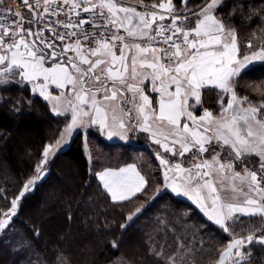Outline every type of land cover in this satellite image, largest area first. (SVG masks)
I'll return each instance as SVG.
<instances>
[{
	"label": "snow or ice",
	"instance_id": "1",
	"mask_svg": "<svg viewBox=\"0 0 264 264\" xmlns=\"http://www.w3.org/2000/svg\"><path fill=\"white\" fill-rule=\"evenodd\" d=\"M142 3L136 0L130 6L126 0H23L32 11L28 23L36 25L27 29L21 10L12 13L11 7L3 9L0 88L30 83L33 93L38 91L51 102L53 113L71 117L60 137L43 147L36 174L24 184L20 195L44 175L50 155L71 138L76 128L98 125L107 136L128 140L131 123V130L148 132L156 144L174 156L196 154L185 167L157 153L163 184L157 186L152 197L161 188L190 197L210 220L232 234L214 264H242L251 256L250 251L243 250L245 245H264V234H256L264 230V87L256 86L261 99L253 102L247 95L238 94L237 78L253 62H264V40L260 47L240 55L236 30L215 14L222 0H206L194 26L186 0L184 11L188 14L183 16L177 14L173 0H153L140 10L136 5ZM62 12L63 20L59 18ZM49 13L56 17L54 22L46 15ZM81 13L87 14L85 19L79 18ZM13 15L18 19H12ZM166 17L170 23H166ZM86 23L93 25L92 31L86 30ZM54 25L64 31L58 33ZM46 29L63 43L45 36ZM89 38L93 46L84 43ZM248 44L251 47V40ZM149 80L152 92L158 94L155 101L145 91V81ZM50 85H55L59 93L50 91ZM206 86L227 94L226 104L220 98L218 115L209 108H203L199 116L193 111L202 105ZM127 102L133 107L125 111ZM213 141L220 151L213 149ZM209 151L211 157H205L203 154ZM253 154L260 160L257 170L244 165ZM237 163L244 165L242 171L236 170ZM97 175L113 201L134 198L148 184L135 164L104 168ZM19 198L0 211V232L11 226ZM143 207L129 212L127 220L132 221ZM240 216H258L261 229L253 227L246 236L237 234L234 226L243 223ZM154 254L163 256V249ZM166 260L167 264H186L179 250Z\"/></svg>",
	"mask_w": 264,
	"mask_h": 264
},
{
	"label": "trees",
	"instance_id": "2",
	"mask_svg": "<svg viewBox=\"0 0 264 264\" xmlns=\"http://www.w3.org/2000/svg\"><path fill=\"white\" fill-rule=\"evenodd\" d=\"M126 2L135 4L136 0ZM152 3L143 0L140 5ZM173 3L177 12H185V0ZM205 3L186 0L188 13ZM215 14L236 30L240 55L260 47L264 40V0H222ZM237 85L239 95L259 101L256 86L264 87V62L251 65L237 78ZM221 97L226 104V93L215 87L204 88L199 109L209 108L218 115ZM65 116L54 114L29 84L0 88V211L11 207V200L35 174L43 147L59 138L68 121ZM136 136L140 139L133 143L143 149L109 143L94 129L77 133L50 161L47 175L20 197L11 226L0 234V264H60L61 260L66 264H167L166 257L178 250L186 264H214L231 232H224L197 204L171 192L163 190L153 199L152 193L163 184V171L153 153L165 152H150L152 148L143 146L145 133ZM63 162L68 163L73 175L62 182L58 168ZM130 162L137 164L148 180L146 190L125 201H113L96 173ZM141 205L142 212L127 223L128 213ZM239 219L243 223L234 226L237 234L246 235L253 227L261 229L258 216ZM256 234H264V230ZM161 249L164 255L156 256L154 253ZM244 251H250L251 256L242 264H264V245L253 242Z\"/></svg>",
	"mask_w": 264,
	"mask_h": 264
},
{
	"label": "rangeland",
	"instance_id": "3",
	"mask_svg": "<svg viewBox=\"0 0 264 264\" xmlns=\"http://www.w3.org/2000/svg\"><path fill=\"white\" fill-rule=\"evenodd\" d=\"M200 8H198L197 10H199ZM196 10V11H197ZM192 13V12H191ZM26 15H27V13H26ZM28 16V15H27ZM28 18H26L25 20H27ZM259 61H256V62H253L252 63V65L253 64H255V63H258ZM29 85L31 86V84L29 83ZM49 89H50V91H52L54 94H58L59 93V89H57L56 88V86L55 85H50L49 86ZM39 97H41L42 99H44L47 103H48V105L50 106V109H51V107H52V104H51V102L50 101H48V100H46L43 96H41L40 95V93L37 91V92H35ZM54 114H56V113H54ZM58 115V114H57ZM59 115H67L68 116V121H67V123L70 121V119H71V117H70V114H59ZM65 127V126H64ZM88 128V127H87ZM87 128H84V127H78V128H76L75 130H73V133H72V136H71V138H69V139H67L66 140V142L65 143H63L62 145H61V147L59 148V149H57L56 150V152L55 153H53V154H51L50 155V157H49V159H48V161H47V163H46V165H45V167H46V171H45V173H44V175L43 176H41L36 182H35V184L36 183H38V182H40L46 175H47V173H48V171H49V169H48V164L50 163V161L54 158V156L58 153V152H60V151H62V150H64V149H66L68 146H69V144H70V142L72 141V139L77 135V133H79V131H81V132H84ZM63 130H64V128H63ZM141 133L143 132V133H145V139H146V145H143L144 147L145 146H147L148 145V147L149 148H152V150L150 151V152H153V151H156V150H154V149H158V150H162V148H161V146L160 145H158V144H156V142H154V141H152V140H150L148 137H149V135L145 132V131H140ZM107 135H106V133H105V135L103 136L104 137V139L105 140H107V141H109V143H111V142H119V143H122V144H131V145H133L134 147V149H136V150H140V149H143V147L142 146H140V145H138L137 143H133V140H135V142H137V141H139L138 139H140V138H138V136H136L137 137V139H133L135 136H130V139H128V140H111V139H108L107 137H106ZM60 137V136H59ZM55 142V141H54ZM54 142H52V143H54ZM141 142H143V141H141ZM216 142L214 141V144L212 143V146H213V149L214 150H217V151H220V149H219V147H217L216 146V144H215ZM137 144V145H136ZM85 149V154H86V157H87V160H88V162H90V153H89V151H88V149H87V147L85 146L84 147ZM164 149V148H163ZM165 150V149H164ZM142 151V150H141ZM141 151H139V152H137V154H139ZM157 153H160V154H166V158L167 159H169L170 161H173V163L174 162H176V161H179V162H182V159H185L186 161H189L190 163L193 161V156L194 155H196L195 153H193V155H189V154H185V156L183 157V158H181V157H179L178 155H176L177 157H179V159H176V156H175V158L173 157V156H171L169 153H170V151H168V152H166V150H165V153H161L160 151H157V152H154L153 153V156H154V158L156 159V161H157V164H158V166L162 169V171H163V167L160 165V161H159V157L157 156ZM170 155V156H169ZM222 156H224V155H222ZM43 158V157H42ZM64 164H62L63 166H61L60 168H58L59 169V177H60V179H61V181L63 182V181H66L67 179H69V177L71 176V174H72V171L70 170V168H68L67 169V167H68V163L67 162H63ZM259 163H260V160H259V157L258 156H256V155H251V156H249V157H247L246 159H245V161H244V164L245 165H247L249 168H251L252 170H257L258 169V167H259ZM143 166L145 165V163H143L142 164ZM58 166H60V165H58ZM253 166V167H252ZM185 167H186V165H185ZM236 168H237V171H242L243 170V166L242 165H240L239 163H237L236 164ZM35 174H36V172H35ZM34 174V175H35ZM73 175V174H72ZM32 177V176H31ZM30 179V178H29ZM28 179V180H29ZM27 180V181H28ZM26 181V182H27ZM35 184H33V185H30L29 186V189H28V191L27 192H29V191H31L32 190V188L34 187V185ZM23 188H24V186H23ZM23 188L21 189V191H20V193H19V195L17 196V197H21V192H22V190H23ZM169 191V192H171L172 194H174L176 197H179V198H182V199H185V200H188V201H191V202H193V203H195L190 197H186V196H183V195H177L176 193H173L172 192V190L170 189V188H161V190H160V192H162V191ZM223 191V190H222ZM24 193H26V192H24ZM160 194V193H159ZM225 195H230V193H224ZM158 196V195H157ZM156 196V197H157ZM155 197V198H156ZM155 198H153V199H155ZM19 200H20V198H19ZM19 200H18V203H19ZM196 204V203H195ZM199 206V205H198ZM16 212H17V210L15 211V213L13 214V216L16 214ZM133 221H134V219H133ZM212 221V220H211ZM131 221H128L127 220V223H130ZM213 222V221H212ZM0 234H1V232H0ZM248 234V233H247ZM246 234V235H247ZM245 235V236H246ZM232 238V235H230L229 236V239H227V241H226V244H227V242H228V240H230ZM248 245H245L244 246V248L245 247H247ZM244 250V249H243Z\"/></svg>",
	"mask_w": 264,
	"mask_h": 264
},
{
	"label": "crops",
	"instance_id": "4",
	"mask_svg": "<svg viewBox=\"0 0 264 264\" xmlns=\"http://www.w3.org/2000/svg\"><path fill=\"white\" fill-rule=\"evenodd\" d=\"M165 2H166V0H165ZM127 3H129V5L131 6V5H133L134 3H130V2H127ZM140 10H143L144 9V6L143 5H140V4H137L136 5ZM203 7V6H202ZM161 12H163L164 10H160ZM195 11V10H194ZM193 11V12H194ZM22 12H23V15H24V17L25 18H30L31 16H32V13H31V11L29 10V9H26V10H22ZM199 12V11H198ZM26 13H27V15H26ZM177 14H179V15H181V16H183V15H186V14H188V13H185V12H183V13H179V12H177ZM198 13H196L195 15H192L191 14V12H190V15H189V20H190V22H191V25L192 26H194L195 25V16L197 15ZM169 20V18L168 17H166V21H168ZM24 27L27 29V28H35L36 27V25L35 24H31V23H28V20H25V22H24ZM44 35L45 36H47V37H49V38H51V36L49 35V33L47 32V31H45L44 32ZM52 39V38H51ZM54 40V39H53ZM56 42V41H55ZM117 53H119V51H117ZM145 83L147 84V87H146V89H145V91H146V93L149 95V96H152V98H153V100L155 101L156 100V98H157V95L158 94H155V93H153L152 92V85H151V82H150V80L149 81H145ZM206 87H215V86H206ZM205 87V88H206ZM216 88V87H215ZM218 89V88H217ZM219 90V89H218ZM126 95H129V94H126ZM200 106L201 105H199V106H197V107H195V108H193V111L195 112V114L197 115V116H199V115H201V113L203 112V110H200L199 108H200ZM133 107V105L131 104V102H127V103H125L124 104V108H125V111H128V109H131ZM132 116H133V118L135 117V112H133L132 113ZM127 117H125V120L127 121ZM132 127H133V125L131 124V123H129V129H130V131H129V133H128V135H129V139H130V136L132 135V136H135L136 137V135L138 134V133H140V131H143V130H131L132 129ZM96 130V131H98V133L100 134V136L102 137V139H104V135H105V131H101V129L99 128V126L98 125H89L88 126V128L84 131V132H81V131H79L80 133H85L86 131H89V130ZM148 135H149V139L150 140H152L151 138H150V134L148 133V132H146ZM108 139H111V140H124V139H122L120 136H112V137H109V136H106ZM105 140V139H104ZM105 141H107V140H105ZM152 141H154V140H152ZM107 142H109V141H107ZM155 142V141H154ZM111 143H119V142H111ZM213 144H214V141L212 142ZM216 144V143H215ZM162 148V152H165V150L163 149V147H161ZM215 151H217V150H215ZM171 156H173L174 158H175V156L170 152L169 153ZM205 157H211V155H212V151H209V152H206V153H204L203 154ZM222 159L224 158V156H222L221 157ZM176 159H179V157H177L176 156ZM174 161V160H173ZM172 161V162H173ZM181 163H183L184 164V166L186 165V167H188L189 166V164H190V162L189 161H186L185 159H182V162ZM127 164H135V163H133V162H130V163H126V164H123V165H120V166H118V167H114V168H120V167H122V166H124V165H127ZM136 165V167H137V169L139 170V167L137 166V164H135ZM108 168H111V167H108ZM103 170V169H102ZM101 170V171H102ZM236 170H237V168H236ZM140 171V170H139ZM98 172H100V171H98ZM97 172V173H98ZM97 173H96V177H97V179L99 180V182L101 183V185H102V187H103V183L100 181V179H99V176L97 175ZM142 174V173H141ZM104 188V187H103ZM106 190V189H105ZM107 191V190H106ZM169 192V191H168ZM109 195H110V193H108ZM138 194V193H137ZM136 195V194H135ZM110 197H111V195H110ZM129 199V198H128Z\"/></svg>",
	"mask_w": 264,
	"mask_h": 264
},
{
	"label": "built area",
	"instance_id": "5",
	"mask_svg": "<svg viewBox=\"0 0 264 264\" xmlns=\"http://www.w3.org/2000/svg\"><path fill=\"white\" fill-rule=\"evenodd\" d=\"M32 2H34V0H32ZM5 7H11L12 8V13H15L17 10H24V9H28L26 6L23 5V0H0V16L4 15V11L3 9ZM42 12V9L40 10ZM199 10H195L194 12H192V15H195L196 13H198ZM48 16L49 19L53 20V22L55 21L56 17H52L51 14H46ZM87 14L81 13L80 14V19H85ZM12 19H18L17 17H15L14 15L11 17ZM60 19H65V15L64 13H60L59 16ZM28 20V19H27ZM9 23L11 22V20L8 21ZM171 21H166V23H170ZM55 26V25H54ZM57 28V32H61L64 31L62 26H55ZM84 27L86 28L87 31H92L93 30V25L91 23H86L84 25ZM49 33V35L51 36L52 39H54L56 42H59L60 44H62L63 42H60L58 39H56L55 37L52 36L51 31H48L47 29L45 30ZM121 32H123V30H121ZM67 42V41H64ZM84 43H86L89 46H93L94 41L92 38H89L88 41H85ZM163 46V45H161ZM117 51H119V49L117 48Z\"/></svg>",
	"mask_w": 264,
	"mask_h": 264
},
{
	"label": "flooded vegetation",
	"instance_id": "6",
	"mask_svg": "<svg viewBox=\"0 0 264 264\" xmlns=\"http://www.w3.org/2000/svg\"><path fill=\"white\" fill-rule=\"evenodd\" d=\"M241 165V164H240ZM245 165V164H244ZM244 165H242L244 167ZM247 166V165H246ZM248 167V166H247Z\"/></svg>",
	"mask_w": 264,
	"mask_h": 264
}]
</instances>
